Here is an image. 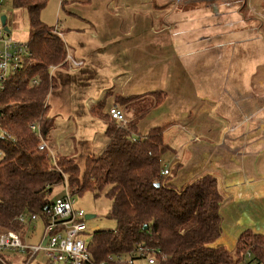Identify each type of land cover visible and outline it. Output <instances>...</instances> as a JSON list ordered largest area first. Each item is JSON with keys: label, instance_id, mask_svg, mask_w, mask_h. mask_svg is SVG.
Wrapping results in <instances>:
<instances>
[{"label": "crops", "instance_id": "0c3cea01", "mask_svg": "<svg viewBox=\"0 0 264 264\" xmlns=\"http://www.w3.org/2000/svg\"><path fill=\"white\" fill-rule=\"evenodd\" d=\"M106 1L116 15L132 4L134 15L143 16L148 27L136 41L121 46L133 60L119 65L111 64L109 50L101 48L105 45L100 39L97 43V36H82L85 43L72 47L65 36L77 31L58 27L83 66L56 72L57 88L49 95L52 150L72 157L83 169L88 157L102 154L109 144V122L94 113L117 106L141 138L167 127L164 141L173 149L167 155L175 158L166 160L172 172L166 179L179 165L171 186L180 189L214 176L222 208L238 204L239 221L264 229V217L254 220L252 215L254 207L264 212V75L245 81V73L240 77L226 59L245 55L246 37H264L256 8L245 15L247 0ZM143 4L149 5L145 13L139 11ZM213 11L228 17L215 19ZM215 24L221 28L214 30ZM148 33L153 38L143 40ZM141 51L149 56L140 64L135 53Z\"/></svg>", "mask_w": 264, "mask_h": 264}, {"label": "trees", "instance_id": "16d2710c", "mask_svg": "<svg viewBox=\"0 0 264 264\" xmlns=\"http://www.w3.org/2000/svg\"><path fill=\"white\" fill-rule=\"evenodd\" d=\"M12 2L29 16L33 62L10 76L0 96L1 124L15 137V142L0 140L5 154L0 159V228L21 232L25 224L19 217H42L55 203L54 187L67 184L72 195L104 194L112 204L108 218L116 227L93 233L89 246L93 264L126 257L138 245L163 253L166 259L159 264H242L248 252L250 264H264L262 233L243 231L232 250L217 244L222 235L223 196L214 176L177 189L162 175L164 158L173 151L164 141L166 126L134 141V123L127 120L128 125L119 128L109 111L96 112V118L109 122L105 131L109 144L104 152L88 157L83 169L72 157L55 154L47 100L57 81L49 69L63 62L66 44L58 27L40 18L45 0ZM63 69L68 70L67 66ZM158 96L156 103L161 102ZM33 124L40 126L41 137L31 130ZM43 141L48 149H40Z\"/></svg>", "mask_w": 264, "mask_h": 264}, {"label": "rangeland", "instance_id": "374dc122", "mask_svg": "<svg viewBox=\"0 0 264 264\" xmlns=\"http://www.w3.org/2000/svg\"><path fill=\"white\" fill-rule=\"evenodd\" d=\"M105 1L106 0H45V6L41 10L40 18L44 24L50 27H61V30L72 29L77 31L73 33L71 37L65 36L67 44L72 47H77V45H81L83 42L85 43V41L81 40L82 36L89 37L92 40L97 36L96 41L100 39L98 41H101V44L105 45L101 48L109 50L111 64L119 65L125 60H133L129 58L131 54L124 51L125 48L121 46L125 45L127 42L136 41L137 37H140L139 33L141 30L144 31V29L148 27L146 25L148 21L143 19V16L139 14L134 15L136 11L132 4L130 7H126L124 10L119 11L118 15H116L115 13L117 9L110 3L108 5V1ZM148 7L149 5L143 4L139 11L145 13ZM251 8H256L255 10L253 9V11L259 18L260 22L264 24V0H247L245 15H248L247 12H249ZM193 12L194 11H183V14L192 15ZM213 15L215 19L221 18L225 20L228 17V15L223 14L220 11H213ZM2 16H7V27L10 29V36L12 38L20 42L29 41L30 22L29 16L25 10L14 8L12 0H3V4L0 7V18ZM140 23H143V26H141ZM186 23H188V21L184 23V26H186ZM212 27L214 30L221 28L220 25L216 24ZM152 38L153 37L149 33L142 37L143 40ZM235 38H240V35L236 34ZM246 41L244 56L237 57L235 53L233 58L232 56L229 57V55L226 57L230 64L233 61L235 69L238 70L240 77L245 73V81H247L252 75H264V37H246ZM234 47L235 46H232L230 48L232 53ZM135 55H138L136 58L141 64L142 59L147 55L149 56V53L141 51L140 53H135ZM222 62L223 60L220 65ZM237 62L239 63L238 65ZM258 65L260 66L257 68ZM143 79L147 80L149 78ZM133 137L137 139L141 138L142 135L134 133ZM171 157L175 158L174 154L171 156L166 155L164 158L165 166L168 169L170 168L166 163V160L170 161ZM79 160L81 162L80 158ZM175 176L171 177V179ZM65 192V185H57L54 187L52 199L57 201L65 194ZM73 196L76 208L82 209L85 216H95L94 219L86 220L89 235H83V238L87 244L92 242L91 235L95 231L109 230L116 227L115 221L108 218L112 204L104 194L95 196L93 192L86 191L82 194H74ZM254 208V213H252L253 219L257 220L263 218L264 212H262V208ZM243 209L247 211V209ZM240 210L241 206L238 204L225 206L221 210V215L223 217L222 235L218 239L217 244H223L229 250L235 248L236 240L245 230L250 229L256 233L264 234V229L258 231L256 225L253 224L250 226L239 221L238 211ZM35 224L37 225L36 230L30 229L29 231H25L26 229H23L21 231V235L26 234L25 242L30 246H37L44 235L45 226L43 220L38 219ZM25 258L26 255H16L11 258L12 264H20ZM40 260L41 264H45L47 261L45 256L39 254L32 264H37ZM136 264L148 263L145 261H136Z\"/></svg>", "mask_w": 264, "mask_h": 264}, {"label": "built area", "instance_id": "2783aa9c", "mask_svg": "<svg viewBox=\"0 0 264 264\" xmlns=\"http://www.w3.org/2000/svg\"><path fill=\"white\" fill-rule=\"evenodd\" d=\"M2 4L3 0H0V7ZM0 23L1 96L7 87L10 76L21 73L25 67H29L32 64L33 60L31 59L28 42H20L12 38L10 33L6 32L2 22ZM66 66L68 70L72 71L83 66L81 59L71 53L67 45L63 62L58 66H51L49 69L51 78L56 75L59 69H63ZM31 83L36 84L37 81L32 80ZM108 111L111 120L119 128H124L128 125L124 113L117 106H111ZM31 130L41 137L38 124H33ZM0 140L15 142V137L2 126L1 120ZM133 140L135 141L136 139L133 137ZM48 147V143L44 141L40 145L41 150L48 149ZM50 154L54 155L52 150H50ZM4 156V152L0 150V159ZM162 175L170 177L172 172L164 166ZM65 188V194L55 201L51 207H48L42 217L38 215H21L19 217V221L25 224V231L36 230L37 225L35 222L38 219L43 220L45 226L44 235L37 246H30L25 242L26 234L21 235V232L0 228V262L12 264V257L23 254L26 255V258L20 264H32L35 258L41 254L47 259L45 264H93L89 250L90 244H87L83 238V235H89L86 226V216L82 209L75 207L74 196L69 191L67 184ZM44 241H46L45 245L43 244ZM165 259L166 256L160 251L148 246L138 245L126 257L110 258L109 262L102 264H136V261L159 264L160 260ZM250 259L251 253L248 252L242 264H250ZM37 264H41V260Z\"/></svg>", "mask_w": 264, "mask_h": 264}, {"label": "water", "instance_id": "95a60500", "mask_svg": "<svg viewBox=\"0 0 264 264\" xmlns=\"http://www.w3.org/2000/svg\"><path fill=\"white\" fill-rule=\"evenodd\" d=\"M7 16H2L1 17V22H2V25L5 27V30L6 32H9L10 33V29L7 27ZM86 220H90V219H94L95 216L94 215H86ZM44 245L46 244V241H44L43 243Z\"/></svg>", "mask_w": 264, "mask_h": 264}]
</instances>
